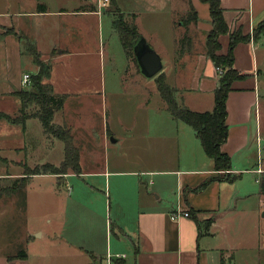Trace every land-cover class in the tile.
Segmentation results:
<instances>
[{
	"label": "crops",
	"instance_id": "crops-1",
	"mask_svg": "<svg viewBox=\"0 0 264 264\" xmlns=\"http://www.w3.org/2000/svg\"><path fill=\"white\" fill-rule=\"evenodd\" d=\"M192 1L199 18L187 27L196 33L195 38L189 48L174 41L173 55L167 53L168 74H163L167 83L174 77L176 86L168 84L178 89L180 104L206 113L215 108L221 73L206 55L207 35L213 29L209 6ZM221 7L232 31L240 28L245 36L251 35L250 42L239 43L233 53L234 69L246 78L233 83L226 102L229 138L221 149L232 164L226 171L216 170L192 127L168 111L130 118V125L124 127L127 132L115 125L110 128L106 117L96 135L89 119L77 123L67 114L69 103L81 116L92 114L94 104L103 108L106 104L105 70L88 69L87 52L81 46L86 24L100 19L98 4L72 10L38 6L28 13L0 11V114L20 116L18 93L32 87V82L24 84L23 77L39 71L27 51L28 39L52 65L46 83L55 94L68 98L53 123L71 130L81 168L80 173L70 169L64 174H26L21 163L28 164L30 120L18 123L0 118V192L16 188L9 194L0 193V264H264V222L251 219L264 206V193L245 177L257 175L261 185L264 175V167L251 168L263 151L258 138L264 139L259 112L264 86L259 51L264 36L252 37L264 20V0H221ZM66 25L75 27L60 38L58 32ZM37 27L49 28L39 31ZM199 40L203 48L198 47ZM219 42V53L225 55L229 36H220ZM72 54L82 60H70L58 77L59 65ZM188 68L195 73L189 85L182 81L181 72ZM137 74V67L130 66L121 84L111 89L126 91L131 81L140 94L145 92ZM41 128L46 138L42 123ZM80 131L87 139L84 148L78 145L84 139ZM111 137L114 143L125 140L128 148L111 149ZM42 165L35 164V168ZM39 179L49 183L33 187L31 183ZM18 180L26 181L22 186ZM37 205L45 215L41 227L29 220ZM261 210L264 220V207ZM178 211L189 217L173 220ZM18 215L23 218L21 225ZM97 228H105V237Z\"/></svg>",
	"mask_w": 264,
	"mask_h": 264
},
{
	"label": "rangeland",
	"instance_id": "rangeland-1",
	"mask_svg": "<svg viewBox=\"0 0 264 264\" xmlns=\"http://www.w3.org/2000/svg\"><path fill=\"white\" fill-rule=\"evenodd\" d=\"M99 1L100 0H0V11H9L12 13H17L20 11L21 13H28L35 11L36 8L38 9V6H42L46 10L54 11L65 8L72 10L80 7L86 8L96 6ZM109 1L110 2L108 6L103 8L101 11V16L99 19L100 21L98 18H96V21L94 22L95 24H86L85 31L82 36L83 42L81 44L82 48L87 52V56L85 58L88 61V69L105 70L104 76L106 80V87L104 90L105 92L103 93L106 99V104L104 105L105 107L103 108L102 105L94 104L95 110L92 114H88V116H81L77 114L76 112H78V110H76L77 108L74 107L72 103H69L70 106L67 109V114L69 113L68 115L76 120L77 123L83 122L85 118L89 119L92 122V126H94L93 130L95 135L101 128L103 123L102 121L104 119L106 121V117L108 123L110 124V128H113L115 125L121 130L127 132L124 127L130 125V123H128L130 118L138 115L144 116L145 114H151L153 112L168 111L167 104H165L160 92L156 88L155 79H149L140 74L136 61L129 57L127 59L123 45L120 41L119 33L113 28V22L115 19L118 20L122 16V19H124L126 23H134L136 25L141 36H143L145 39L147 38L148 43L151 44L152 48L157 53H159L163 59L164 69L161 73L168 74L167 69L169 65L167 53H172L173 55L176 49L174 41L177 40V42L181 43L183 48L185 46L189 48V46L192 45L191 40L195 38L196 34L193 29L183 26V21L185 20L183 18H188V15L191 13V6L194 7L192 0ZM74 27L75 26L72 25H66L64 29H61V31L58 32V36L60 38H65L70 32L69 30L72 31ZM46 28L49 27H37V30L40 31L41 29L44 30ZM180 28L182 31L179 30ZM203 45L204 44H202V42H200V44L198 43V47L203 48ZM260 48L259 55L261 56V61L259 70L261 71V80H263L264 83V39L263 42H261ZM41 60L44 61L42 56ZM70 60L79 62L82 59L75 57L73 54L69 57H66V59H64L59 65V69L57 71L58 77L60 76V72L63 74L68 69V63ZM130 66L137 67V75H141L140 82L143 83L142 87L145 88V92H142L141 94L139 91L134 89L131 81L125 85L126 91H116L111 89V87L116 86L117 88V86L121 84V78L127 76L126 74L128 73ZM31 72L33 71L31 70ZM181 72L184 75L182 81L189 85L192 82L193 75L195 74L193 68L181 70ZM171 74L173 75L174 73ZM176 81L180 83L179 80ZM168 83L173 87L176 86L173 76H170ZM67 100L65 102L66 104L68 103ZM259 107V112L261 111L260 116L262 117V126L264 132V86H262L261 89ZM28 108L30 111L35 109L34 107ZM56 119L58 122L61 121L60 117H57ZM29 120L30 121H28L27 126L28 128L26 130L28 139H26L28 143V164H30V166L27 163L23 164L22 162L21 166H24L23 170L30 172L35 168V164L39 163L43 165L53 164L54 166L56 163H58L56 164L58 166L57 168H60L65 161L64 143L61 140H57L58 138L48 134V136L46 135V138H44L41 134L42 128L41 123L38 121L39 119L37 121H34L35 119ZM81 133L84 139L83 141L78 142V145L79 147L84 148L87 146V139L85 137V133L80 131V135ZM110 141L112 143L110 145L111 149L128 148V144L125 142V140L119 143H114L115 140L113 137H111ZM60 161L63 162L60 163ZM259 166L264 167V149L262 152H260L259 158L258 155H256V159L253 162V166L251 168L257 169ZM0 171L2 172L3 170L0 169ZM245 177L251 178V180H253V187L255 189H260V184L256 181L259 176L253 174L246 175ZM20 182H22V180H18L16 183L18 184ZM46 183L49 182L44 179H39L37 181H33L31 185L33 187H37L40 186L39 184ZM34 190L38 191L37 188ZM40 205L33 207L31 216L29 217V220L35 227H38L41 224L43 225L44 223L45 215H42V209ZM262 206L261 208H257L258 210L254 215H251V219L258 218V221L261 225L264 222L262 214L263 212L261 210L264 206ZM113 207L115 208L114 204ZM251 209L254 211L253 207ZM114 214L115 213L113 212V215ZM80 216L84 217L82 214H80ZM109 216L110 215H108V218H110ZM20 217L22 220H20ZM20 217L19 221L21 225L23 218L22 216ZM97 229V231H103L105 237V228H103L104 230H101L100 228ZM101 236L102 235L100 233L98 237V248L100 250L103 248V244L100 243ZM240 251L243 252L245 250L240 249Z\"/></svg>",
	"mask_w": 264,
	"mask_h": 264
},
{
	"label": "trees",
	"instance_id": "trees-1",
	"mask_svg": "<svg viewBox=\"0 0 264 264\" xmlns=\"http://www.w3.org/2000/svg\"><path fill=\"white\" fill-rule=\"evenodd\" d=\"M201 1L207 3L209 6L213 27L207 35L206 55L212 60L217 69H221L224 72L221 74L217 87L218 89L215 91L214 102L216 104L214 110L206 111V113H199L187 108L185 105L179 103L177 99L178 89L172 88L167 83L165 74L160 73L155 80L157 89L165 104H167L168 111L172 117L192 127L206 155L214 161L216 170L226 171L232 168L230 157L221 149L222 145L225 144L229 138L226 102L229 94L232 92L233 83L246 78V76L234 69L235 56L233 53L235 47L239 43L250 42L251 35L245 36L240 28L234 31L230 29L225 20V11H223L221 7V0ZM188 16L189 17L183 21L184 26L198 21L199 14L193 6H191V13ZM258 25L259 26L254 30L252 35L256 40L264 36V20ZM113 28L119 33L120 41L127 58L134 59L137 63V59L134 55V43L141 35L136 25L134 23H126L121 16L118 20L115 19ZM222 35H228L230 41L229 50L225 55L219 53L222 48L219 37ZM26 47L28 48V53L33 57L34 62L38 65L39 71L35 76L31 77V89L22 90L18 93L22 102L20 116L11 118L10 116L0 114V118H8L18 123H24L29 119H39L46 134L58 138L65 145L66 158L60 168L47 164L34 168L26 174L31 176L41 173L53 175L59 173L64 174L70 171V169L76 173H80L79 148L76 146L75 138H73L71 130L53 123L55 115L64 109L67 98L66 96L55 94V92H53V87L46 83V81L51 79L52 65L41 60V53L38 48L28 39H26ZM28 107H34L35 109L30 111ZM261 178L262 181L260 186L262 193H264V175ZM25 181L26 180H22L20 185L23 186ZM15 189L16 188H9L1 190L0 193L9 194Z\"/></svg>",
	"mask_w": 264,
	"mask_h": 264
},
{
	"label": "water",
	"instance_id": "water-1",
	"mask_svg": "<svg viewBox=\"0 0 264 264\" xmlns=\"http://www.w3.org/2000/svg\"><path fill=\"white\" fill-rule=\"evenodd\" d=\"M134 55L140 74L146 78L155 79L164 69L163 59L143 36H140L134 43Z\"/></svg>",
	"mask_w": 264,
	"mask_h": 264
},
{
	"label": "built area",
	"instance_id": "built-area-1",
	"mask_svg": "<svg viewBox=\"0 0 264 264\" xmlns=\"http://www.w3.org/2000/svg\"><path fill=\"white\" fill-rule=\"evenodd\" d=\"M109 2H110L109 0H100L98 3L99 11H101L103 8H106L108 6ZM217 71L221 74L223 73L221 69H217ZM23 78H24V84L31 83V78L28 74L24 75ZM258 147L260 148V151L264 149V139H262L261 137L258 138ZM258 172L262 173L261 170ZM182 217H189V213H186V212L184 213L182 211H178V212L174 213V215H172V219L175 221H178V219H180ZM117 257H121V256L118 255ZM109 259H110V257H109Z\"/></svg>",
	"mask_w": 264,
	"mask_h": 264
}]
</instances>
